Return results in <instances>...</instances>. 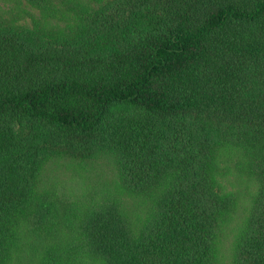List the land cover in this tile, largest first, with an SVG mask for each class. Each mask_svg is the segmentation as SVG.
Masks as SVG:
<instances>
[{
	"label": "trees",
	"instance_id": "16d2710c",
	"mask_svg": "<svg viewBox=\"0 0 264 264\" xmlns=\"http://www.w3.org/2000/svg\"><path fill=\"white\" fill-rule=\"evenodd\" d=\"M23 1L42 20L0 16V264H264V0ZM62 159L88 168L75 199L43 177Z\"/></svg>",
	"mask_w": 264,
	"mask_h": 264
},
{
	"label": "rangeland",
	"instance_id": "374dc122",
	"mask_svg": "<svg viewBox=\"0 0 264 264\" xmlns=\"http://www.w3.org/2000/svg\"><path fill=\"white\" fill-rule=\"evenodd\" d=\"M74 1V0H73ZM80 4V3H78ZM78 4H71V7H76ZM64 4H59L60 10L63 9ZM49 20V31L58 32L59 30L68 31L73 25H67L71 18L66 19L59 11L46 9ZM78 13H80L78 11ZM0 16L11 18L18 25H32L36 19L42 20V11L34 5L26 3L25 1L0 0ZM75 22V20H74ZM72 23V22H71ZM47 29V28H46ZM100 169L104 170L102 180L109 178L112 172H115L114 167L104 159L100 164ZM55 169V170H53ZM87 167L76 168L73 165L65 163V159L53 161L46 165L43 171V177L48 188H55L61 197H68L75 199L80 197L85 190V182L83 176L86 174ZM115 175V174H114ZM232 225L229 226V229ZM230 244L229 241L225 242ZM228 246L223 245V249L228 250Z\"/></svg>",
	"mask_w": 264,
	"mask_h": 264
}]
</instances>
